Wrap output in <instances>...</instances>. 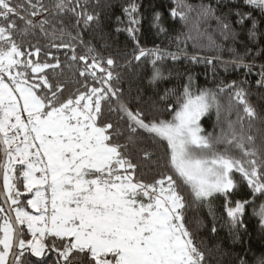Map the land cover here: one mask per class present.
<instances>
[{
	"label": "snow or ice",
	"instance_id": "obj_1",
	"mask_svg": "<svg viewBox=\"0 0 264 264\" xmlns=\"http://www.w3.org/2000/svg\"><path fill=\"white\" fill-rule=\"evenodd\" d=\"M70 2L55 0L53 15L70 11L76 17L75 26L79 28L82 24L85 29L99 19L98 14L87 11L86 0L83 6L76 0L71 8ZM227 3L232 5L229 12L218 15L221 0L202 2L195 9L197 20L204 23L214 20L220 35L235 42L239 33L228 19L234 15V23L247 31L248 41H255L259 30L254 13L258 11L264 22V0H227ZM25 4L0 0V153L3 154L0 170L5 205L10 209L5 213V207L0 206V213L5 214L0 217V264H42L51 252L57 254L56 264H206L205 252L197 246L186 223L187 210L207 207L215 220L211 200L222 196L232 231L244 227L241 218L249 203L230 199L238 184L246 183L253 195H264V133L258 147L252 132L259 117L242 86L247 81L193 92L189 76L178 96L167 89L159 97L166 108L148 119L142 110H133L121 99V89L112 83L113 72L105 70L103 61L95 56L91 63L87 56L77 58L72 44L55 42L63 39V28L57 37L55 31L46 30L47 18L38 22L34 19L49 12L42 0H25ZM139 8L131 0L123 9L128 20L126 31L136 45L134 59L152 58L150 81L155 83L164 79L159 65L168 57L177 60L179 54L158 46L151 49L140 46L136 35ZM193 10L186 0H176L170 16L187 22ZM22 11L26 14L22 15ZM17 18L23 21L22 28H18ZM152 28L160 33L167 31L158 11L153 13ZM37 29L45 37H51V48H70L71 60L79 59L84 64L80 77L87 80L91 76L94 84L84 83L83 91L77 89L75 94L61 100L64 86L54 87L46 72L60 68L59 59L53 57L55 63H41L40 47L23 49L14 38V33L25 37L35 34ZM78 37L79 33L72 39ZM211 43L215 45V41ZM261 52L264 50L257 55ZM106 63L111 68L115 61L109 57ZM225 63L242 65L248 71L253 67L243 63V55ZM97 72L103 75L98 77ZM258 75L257 86H264V65ZM225 93L228 115L235 110L236 119H226V126L218 133H205L201 117L214 108L219 120L223 107L220 98ZM170 96L175 97L174 103L169 101ZM106 103L125 128L100 122ZM164 115L170 118H163ZM141 132L159 145L162 155L157 166L163 160L169 169L151 182L137 176L141 164L134 162L137 152L142 153L138 159L143 161H150L155 155L139 148ZM121 137L124 143L115 142ZM237 151L239 157L233 154ZM20 181L25 192L33 194L27 205L36 214L20 206L23 195L18 187ZM256 215L264 227V204ZM25 227L30 239L22 238ZM211 231H217L214 225ZM56 241L60 242L59 247ZM260 264H264V259Z\"/></svg>",
	"mask_w": 264,
	"mask_h": 264
},
{
	"label": "trees",
	"instance_id": "obj_2",
	"mask_svg": "<svg viewBox=\"0 0 264 264\" xmlns=\"http://www.w3.org/2000/svg\"><path fill=\"white\" fill-rule=\"evenodd\" d=\"M35 2V0H33ZM45 7L49 9L48 13L34 19L38 22L47 18L49 24L46 25L48 32H56L57 37L60 36V29H64L63 39H57L56 43H70L75 48V55L96 57L97 60L103 61L105 70L113 72L114 79L112 81L114 87L121 89L119 94L121 99L127 103L133 110L139 108L142 110L146 118L151 119L154 115H159L166 108V103L161 102L159 97L164 94L167 89H172L178 96L185 84L188 83V77L192 78V91L198 92L200 89L216 90L218 86L231 84L235 81L240 84L241 81H247L242 86L248 92L249 102L256 108L258 119L254 122L252 134L257 137L256 144H261V134L264 133V86L258 87L256 81L260 79L258 73L260 66L264 65V52L257 55V52L264 50V22H261V14L256 11L255 18L258 21L257 27L259 34L255 41H248L247 31L241 30L239 25L234 23L236 17L230 15L229 20L233 21V27L236 28L239 35L235 42L232 39L225 40L217 30L216 22L208 23L199 22L197 20V11L195 10L202 2L209 3L210 0H186V3L193 6V11L188 14L187 22L181 21L179 17L173 19L170 16V9L176 6V0H135L140 6L139 19L140 25L137 32V39L143 48L151 49L157 46L169 52L178 53L179 58L175 61L171 57L166 58L159 67L163 72L164 79L150 81L152 75L151 57L142 58L140 61L134 59L137 52L136 45L126 31L128 20L124 15L123 9L131 2V0H86L87 11L92 14H98L99 19L94 21L90 27L85 29L81 24L79 28L75 26L76 17L66 11L61 15H53V5L55 0H42ZM68 0H66V3ZM215 3V0H211ZM15 4H25V0H12ZM81 5L85 4V0H80ZM76 0H71L69 7H75ZM27 5L25 4V8ZM232 5L227 0H221L218 15L228 13ZM79 11V9H77ZM158 11L162 14V23L166 28L165 33H160L157 29L152 28L153 13ZM247 11V9H245ZM21 14H26L21 12ZM117 17L120 19L117 20ZM18 28H22L23 21L17 18ZM250 27V24L247 25ZM199 28V32L197 31ZM117 29H120L117 31ZM79 37L72 39V37ZM70 34V35H69ZM17 43L21 44L23 49L31 50V46L41 48L39 60L41 63H55L59 59L61 67L55 70H46L50 83L55 87L57 84L63 85V93L60 99H67L76 93L77 89L83 91L82 85L87 83L89 86L94 84L91 76L85 80L80 77L79 72L84 67L82 61L77 59L71 60L72 50L65 48H51V37H45L37 29L35 34H29L21 37L18 33H14ZM215 41V45L211 43ZM247 48L251 52L246 51ZM91 49L92 51H89ZM231 49V51H230ZM49 53L51 56H49ZM243 55L244 64H252L251 71L245 69L242 65L237 66L233 63H225L237 59ZM192 56L202 58L193 61ZM56 58V59H53ZM111 57L115 64L109 68L106 61ZM219 57V59H216ZM36 59V57H32ZM23 59V58H22ZM207 59H213L212 64L204 62ZM103 73L97 72V76ZM118 77V79H116ZM37 82V81H30ZM99 86V85H96ZM47 91V90H45ZM170 102H175V97H169ZM223 105L219 120L216 110L213 108L201 120V127L208 132H219L220 128L226 126V119H236L235 110L231 116L228 115V96L223 94L220 98ZM116 102L113 100L111 107H115ZM163 118H170L166 115ZM101 123L111 122L117 128H125L124 124L119 121L118 114L109 111V104L104 105V116ZM247 124V122H246ZM260 130V131H257ZM127 135L125 129V136ZM142 142L139 148L154 152L155 155L150 161L139 160L142 156L141 152H137L134 162L141 164L138 169L137 176L143 178L147 182L157 178L159 173L167 172L164 161L157 159L162 155L159 145L147 134L141 132ZM124 143L121 137L115 141ZM222 147V146H221ZM236 156L241 154L237 151L233 153ZM239 180V174L236 176ZM20 190L23 189V183H18ZM25 198V196H24ZM230 199L248 200L242 221L243 228L230 231L229 218L224 210V197L218 196L211 200V208L215 215V220L209 215L207 207H190L186 212V223L193 233L197 246L205 252L206 264H260L264 259V227L260 224V218L256 215L261 204H264V195H253L247 184L241 182L236 190L231 194ZM5 214L0 213V217ZM199 221V223H198ZM2 222V219H0ZM213 225L217 231H211ZM22 238L27 237L25 228L23 229ZM237 237L239 239H237ZM51 243V238L49 240ZM57 246L60 242L56 241ZM35 260V258H31ZM57 254L51 252L43 258L42 264H56Z\"/></svg>",
	"mask_w": 264,
	"mask_h": 264
},
{
	"label": "rangeland",
	"instance_id": "obj_3",
	"mask_svg": "<svg viewBox=\"0 0 264 264\" xmlns=\"http://www.w3.org/2000/svg\"><path fill=\"white\" fill-rule=\"evenodd\" d=\"M207 115V114H206ZM204 117V116H203ZM203 117H201V120H202V118ZM26 118V117H25ZM201 120H200V124H201ZM22 193H23V195H22V197H21V204H20V206L21 207H23L24 209H25V211H27V212H29V213H31V214H36L35 212H34V210L32 209V208H30L28 205H27V200L28 199H31L32 198V193H27V192H25V190L24 189H22V190H20ZM24 196H25V198H24ZM0 206H2L1 204H0ZM14 213V212H13ZM14 216H15V213H14ZM25 230H26V232H27V229H26V227H25ZM31 237L27 234V237H25L24 239H30Z\"/></svg>",
	"mask_w": 264,
	"mask_h": 264
},
{
	"label": "water",
	"instance_id": "obj_4",
	"mask_svg": "<svg viewBox=\"0 0 264 264\" xmlns=\"http://www.w3.org/2000/svg\"><path fill=\"white\" fill-rule=\"evenodd\" d=\"M3 154L0 153V158ZM0 204L5 207V213H9L10 209L5 205V195L3 193V172L0 170ZM11 215L14 217V213L11 212Z\"/></svg>",
	"mask_w": 264,
	"mask_h": 264
}]
</instances>
